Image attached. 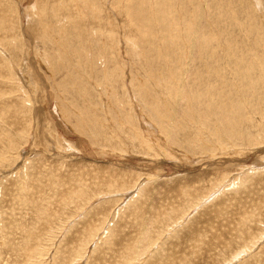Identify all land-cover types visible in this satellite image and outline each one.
<instances>
[{"label":"rangeland","instance_id":"obj_1","mask_svg":"<svg viewBox=\"0 0 264 264\" xmlns=\"http://www.w3.org/2000/svg\"><path fill=\"white\" fill-rule=\"evenodd\" d=\"M263 66L264 0H0V264H118L145 229L127 264H264Z\"/></svg>","mask_w":264,"mask_h":264},{"label":"bare ground","instance_id":"obj_2","mask_svg":"<svg viewBox=\"0 0 264 264\" xmlns=\"http://www.w3.org/2000/svg\"><path fill=\"white\" fill-rule=\"evenodd\" d=\"M200 1H201V0H200ZM85 2H86V1H85ZM87 2H88V1H87ZM170 2H171V1H169V3H170ZM151 3H152V2H151ZM85 4H87V3H85ZM201 4H202V3H201ZM60 5H61V4H60ZM74 5H75V4H74ZM87 5H88V4H87ZM199 5H200V4H199ZM202 5H203V4H202ZM126 7H127V6H126ZM199 8H200V7H199ZM167 10H168V9H167ZM161 11H162V10H161ZM170 12H172V11H170ZM158 14H159V13H158ZM40 15H41V14H40ZM151 15H152V14H151ZM169 15H170V14H169ZM171 15H172V14H171ZM54 16H55V15H54ZM162 16H164V15H162ZM165 16L167 17V15H165ZM41 17H42V16H41ZM55 17H56V16H55ZM174 17H175V16H174ZM131 18H132V17H131ZM162 18H163V17H161L160 19L162 20ZM167 18H168V20H169V17H167ZM171 18H172V16H171ZM163 19L166 20L165 18H163ZM203 19H204V18H203ZM161 20H160V23L162 22ZM4 21H5V20L2 18L1 23L4 22ZM133 21H134V20H133ZM169 21H170V20H169ZM163 22H164V21H163ZM166 22H167V21H166ZM166 22H165V23H166ZM156 23H157V22H156ZM158 23H159V22H158ZM167 24H168V23H167ZM170 24H171V23H169V25H170ZM190 24H191V23H190ZM160 25H161V24H160ZM172 25H173V24H172ZM135 27H139V26H135ZM169 27H170V26H169ZM262 27H263V26H262ZM141 28H143V27H141ZM157 28H159V27L157 26ZM145 29H149V28L146 27ZM159 29H160V28H159ZM161 29H162V27H161ZM161 29H160V30H161ZM138 30H139V28H138ZM178 30H179V29H178ZM164 31H165V30L162 29V33H163V34L166 32V31H165V32H164ZM44 32H45V31H44ZM137 32H138V31H137ZM171 32H172V31H171ZM179 32H180V31H179ZM151 33H152V32H151ZM151 33H150V34H151ZM150 34H149V35H150ZM165 34H168V33H165ZM151 35H152V34H151ZM165 36H167V35H165ZM165 36H164V37H165ZM176 36H177V35H176ZM174 38H175V37H174ZM163 39H164V38H163ZM171 40H172V39H171ZM167 41H169V40H167ZM167 41H166V42H167ZM173 41H175V40H173ZM173 41H172V42H173ZM160 42H161V41H160ZM167 43H168V42H167ZM161 44H162V42H161ZM169 44H170V43H169ZM217 44H218V43H217ZM171 45H173V44L171 43ZM175 46H176V45H175ZM182 46H183V45H182ZM187 46H188V45H187ZM171 47H172V46H171ZM173 48H174V47H173ZM173 48H171V49H173ZM184 48H185V47H184ZM174 49H175V48H174ZM174 49H173V50H174ZM166 50H168V49H166ZM76 52H77V51H76ZM215 52H216V51H215ZM72 53H73V52H72ZM72 53H71V54H72ZM69 54H70V53H69ZM79 54H80V53H79ZM76 55L78 56V54H76ZM70 56H71V55H70ZM72 56H73V55H72ZM77 56H76V57H77ZM80 56H81V55H80ZM80 56H79V59L81 58ZM70 58H72V57H70ZM73 58H74V57H73ZM98 58H99V57H98ZM75 59H76V58H75ZM75 59H74V60H75ZM77 59H78V58H77ZM79 59H78V60H79ZM94 59H95V58H94ZM45 60H46V59H45ZM81 60H82V59H81ZM81 60H80V61H81ZM167 60H168V59H167ZM66 61H67V60H66ZM72 61H73V60H72ZM84 61H85V60H84ZM84 61L82 60V63H83ZM78 62H79V61H78ZM78 62H77V63H78ZM164 62H165V59H164ZM166 62H167V61H166ZM256 62H257V61H256ZM77 63H76V64H77ZM257 63H258V62H257ZM85 64H86V62H85ZM85 64H84V66H85ZM86 65H87V64H86ZM91 65H93V64L91 63ZM258 65H260V64H258ZM77 66H78V64H77ZM79 66H80V65H79ZM87 66H88V65H87ZM167 66H168V65H167ZM261 66H262V65H261ZM75 67H76V66H75ZM81 67H82V64H81ZM89 67H90V66H89ZM263 67H264V66H263ZM79 68H80V67H79ZM84 68H85V67H84ZM86 68H87V67H86ZM90 68H91V67H90ZM95 68H96V67H95ZM119 68H120V67H119ZM93 69H94V68H93ZM259 69H261V68H259ZM83 70L85 71V69H83ZM90 70L92 71V69H90ZM120 70H121V69H120ZM68 72H69V71H68ZM86 72H87V71H86ZM183 72H184V71H183ZM90 73H91V72H90ZM9 74H10V72H9ZM72 74H74V73H72ZM92 74H93V73H92ZM87 75H88V74H87ZM243 75H244V74H243ZM12 76H13V75H11V77H12ZM88 76H89V75H88ZM262 76H263V75H262ZM11 77H10V79H11ZM68 77H69V76H68ZM89 77H90V76H89ZM99 77H100V76H99ZM102 77H103L105 80H110V81H111L110 77H108L107 75H102L101 78H102ZM240 77L242 78L243 76H240ZM72 78H73V77H72ZM72 78H71V79H72ZM262 78L264 79V77H262ZM196 79H197V78H196ZM8 80H9V78H8ZM173 80H174V79H173ZM110 81H109V82H110ZM99 82H100V81H99ZM102 82H103V81H102ZM177 82H178V81H177ZM177 82H176V83H177ZM104 83H105V82H104ZM116 83H117V82H116ZM54 87H56V86H54ZM58 87H59V86H58ZM56 88H57V87H56ZM59 88H60V87H59ZM58 90H59V89H58ZM60 91H62V88L60 89ZM171 92H172V94H173V95H172L173 97H174V94L177 95V96H175V97H176V100H177V98H178L179 95H183V94H184L183 91H178V90L176 91L177 93H173V91H171ZM168 95H169V94H168ZM0 96H1V95H0ZM60 98H61V97H60ZM180 98H181V97H180ZM180 98H179V99H180ZM183 98H184V97H183ZM62 99H63V98H62ZM169 99H172V97H170ZM185 99H186V98H185ZM193 100H194V99H193ZM193 100H191V103H192ZM170 101H171V100H170ZM182 101H183V100H182ZM184 101H185V100H184ZM186 101H187V99H186ZM172 102H174V104H176L175 101H174V99H173ZM180 102H181V101H180ZM188 102H189V101H188ZM186 103H187V102H186ZM180 104H181V103H180ZM3 105H4V104H3ZM6 105H7V104H6ZM146 105H147V104H146ZM178 105H179V101H178ZM174 106H176V105H174ZM174 106H173V103H172V108H173ZM184 106H185V104H184ZM6 108H8V107H6ZM189 108L191 109V107H189ZM177 109H178V108H176V110H177ZM179 109H180V108H179ZM190 109H189V112H191ZM16 110H17V109H10V108H9V109H6L5 111H6V112H10V113H11V111H12V117L10 116V114H9V116H10L11 118H13V120L17 121V119H19L18 117H19V112H20V110H17V111H16ZM148 110L150 111V109H148ZM186 110H187V108H186ZM207 110H208V109H207ZM209 110H210V109H209ZM0 111H1V110H0ZM62 111H63V110H62ZM181 111H182V110H181ZM181 111H180V112H181ZM210 111H211V110H210ZM150 112H152V111H150ZM177 112H179V111L177 110ZM183 112H184V111H183ZM185 112H186V111H185ZM63 113H65V112H63ZM0 114H1V113H0ZM28 114H29V116L32 117V120L34 121V125H36V122H35L36 120H35L34 116L31 115V113H28ZM151 114H152V113H151ZM184 114H185V113H184ZM184 114H183V115H184ZM1 115H4V114H1ZM24 115H25V114H24ZM153 115H154V117L159 118L158 114H156L155 112L153 113ZM153 115H151V117H152ZM190 115H191V114H190ZM4 116L6 117V115H4ZM181 117H183V116H181ZM225 117H227V116H225ZM128 118H129V117H128ZM161 118H162V117H161ZM2 119H4V118H2ZM8 119H9V118H8ZM159 119H160V118H159ZM216 119H217V117H216ZM227 119H228V118H227ZM30 120H31V119H30ZM233 120H234V119H233ZM236 120H237V119H236ZM3 121H4V120H3ZM227 121H228V120H227ZM227 121H226V122H227ZM6 122H7V121H6ZM8 122H9V121H8ZM30 122H31V121H30ZM155 122H156V121H155ZM13 123H14V121H13ZM159 123H160V122H159ZM222 123H223V122H222ZM161 124H162V123H161ZM163 125H164V124H163ZM184 125H186V124H184ZM160 127H161V126H160ZM180 127H181V126H180ZM182 127H183V125H182ZM223 127H224V126H223ZM92 128H93V129H95V128H99L100 130H102L101 126L99 127V126H97V125L92 126ZM163 128L165 129V127H163ZM243 128H244V127H243ZM160 129H161V128H160ZM181 129H182V128H181ZM195 129H196V128H195ZM222 129H224V128H222ZM162 130H163V129H162ZM169 131H170V130H169ZM169 131H168V132H169ZM219 131H220V130H219ZM165 133H166V132H164V134H165ZM216 133L218 134V132H216ZM223 133H224V132H223ZM223 133H221V135H223ZM245 133H246V132H245ZM225 134H226V133H225ZM225 134H224V136H226ZM216 136H217V135H216ZM11 137L13 138L12 135H11ZM216 138H217V137H216ZM222 138H224V137H222ZM211 139H212V138H211ZM219 139L222 140L220 137H219ZM3 141H4V140H3ZM225 141H226V140H225ZM225 141H224V142H225ZM216 142H217V141H216ZM211 143L213 144V142H211ZM217 143H218V142H217ZM221 143H223V142H221ZM8 144H9V142H8ZM212 144H211V145H212ZM219 144H220V143H219ZM235 144H236V143H235ZM203 145H204V144H203ZM221 145H222V144H221ZM223 145H224V144H223ZM207 146H208V145H207ZM214 146H215V145H214ZM214 146H213V147H214ZM216 147H217V146H216ZM221 147H222V146H221ZM221 147L219 148V150H221ZM210 148H211V147H210ZM219 155H220V154H219ZM219 165H220V163H217V164H216V167H218ZM115 177H116V176H115ZM108 179H109V177H108ZM112 179H114V177H113V178H110L109 180H112ZM108 183H110V181H108ZM114 183H116V185H118V187H120V188H121L122 186L125 185L124 182H121V183H120L119 180H118V178H117V179H116V178L114 179ZM111 184H113V182H112ZM134 185H135V184H134ZM113 186H114V185H113ZM19 189H20V188H19ZM36 189H37V188H36ZM16 190H17V189H16ZM34 190H35V189H34ZM24 191H25V190H24ZM14 192H15V191H14ZM17 192H18V191H17ZM19 192H20V191H19ZM182 192H183V191H182ZM183 193L185 194V193H188V192L184 191ZM10 195H12V194L10 193ZM185 195H186V194H185ZM45 201H47V200H45ZM45 203H46V202H45ZM48 203H49V202H48ZM48 203H47V204H48ZM24 204H25V203H24ZM21 205H22V204H21ZM35 206H36V205H35ZM43 206H44V205H41V207H43ZM47 206H49V205H47ZM37 207H40V205H38ZM45 207H46V206H44V210H45ZM34 208H35V207H34ZM36 210H37V209H36ZM41 211H42V210H41ZM38 212H39V211H38ZM42 213H43V212H42ZM56 214H57V212H56ZM136 214L138 215V213H136ZM157 214H158V213H157ZM40 216H41V217H45V216H42V214H40ZM138 216H139V215H138ZM138 216H137V220H139V221L136 220V215L134 216L135 221H136L137 223H139V224H144V223H145V220H144V219H139ZM165 216H168V214L163 215V217H165ZM38 217H39V216H38ZM38 217H36L35 220H33L34 223H37V222L39 221V219L41 218V217H40L39 219H37ZM49 217H51V216H49ZM107 217H108V216H105V217H104L103 222L106 221L105 219H107ZM250 217H251V216L245 217V218L242 220V223L245 224V223L249 222V221H250ZM165 218H167V217H165ZM44 219H45V218H44ZM47 219H48V217H47ZM51 219H52V218H51ZM40 220H41V219H40ZM100 220H101V219H100ZM153 220H154V219H153ZM36 221H37V222H36ZM46 221H47V220H46ZM46 221H45V222H46ZM111 221H113V220H111ZM135 221H134V222H135ZM42 222H43V219H42ZM151 222H152V221H151ZM39 223H40V222H39ZM101 223H102V222H101ZM175 223H176V222H175ZM45 224H46V223H45ZM99 224H100V223H99ZM23 225H24V224H23ZM25 225H26V224H25ZM33 225H34V224H33ZM33 225L30 227L31 230L33 229V228H32ZM38 225H39V224H38ZM26 226H27V225H26ZM35 226H37V225H35ZM21 227H22V226H21ZM21 227H19V228L21 229ZM37 227H38V226H37ZM23 228H24V226H23ZM27 228H28V227H27ZM35 228H36V227H35ZM44 228H45V227H44ZM96 228H97V227H96ZM108 228H109V227H108ZM142 228H143V227H142ZM28 230H29V229H28ZM44 230H45V229H44ZM88 230H89V229H88ZM143 230H144V229H143ZM146 230H148V229H145L144 232L141 233V237H140V239H139L138 244H136V245H134V246L131 245V244H129V246H128V248H127L128 251H125V252L122 251L124 254H122V252H120V254L117 255V258L119 259V260L117 261L118 264H127V263L129 262V260H130V259H129V255H131L130 253H132V252H134V253H136V252H140V251L142 250V247L144 248V247L146 246V245H144V243L148 244L149 242H151V238H152L151 236L153 235V234H152V230H150V233H147L148 231H146ZM24 231H25V230H24ZM33 231H34V230H33ZM96 231H97V229H96ZM108 231H109V230H108ZM110 231H111V230H110ZM36 232H37V231H36ZM140 232H141V231H140ZM22 233H23V232H22ZM25 235H26L25 238H27V233H25ZM35 235H38V234H35ZM40 236H41V233H40ZM83 236H84V235H83ZM81 237H82V236H81ZM84 237H85V236H84ZM90 237H91V236H88V237H87V239H90V240H88V241H87L86 243H84V245H82V246H86V245L91 241V238H90ZM36 238H37V236H36ZM27 239H28V242H29L30 239H31L30 236H29V238H27ZM32 239H33V238H32ZM32 239H31V240H32ZM34 239H35V238H34ZM40 239H41V237H40ZM42 239H43V238H42ZM137 239H138V238H137ZM37 241H38V240H37ZM39 241H40V240H39ZM133 241H134V240H133ZM28 242H27V243H28ZM41 242H42V240H41ZM20 243H21V242H20ZM23 243L25 244L26 241L24 240ZM30 243H32V242H30ZM38 243H39V242H38ZM136 243H137V242H136ZM132 244H133V243H132ZM28 245H29V244H28ZM32 245H34V244H32ZM32 245H31V246H32ZM18 246H19V245H18ZM18 246H17V247H18ZM111 246L113 247V250H114V247H115L116 245H114V244L112 245V244H111ZM148 246H149V245H148ZM10 248H11V246L9 247V249H10ZM63 248H64V247H63ZM74 248H76V247H74ZM81 248H82V247H81ZM18 249H19V248H18ZM28 249H29V248H28ZM107 249H108V248H107ZM127 249H125V250H127ZM62 250H63V249H62ZM73 250H74V252H77L75 257H78V256H79V252L82 251V250H80V249H78V250H77V249H73ZM76 250H77V251H76ZM130 250H131V251H130ZM21 251H22V250H21ZM32 251H33V250H32ZM35 251H36V250H35ZM110 251H111V250H110ZM142 251H143V250H142ZM11 252L14 254L16 251L13 250V249H11ZM19 253H20V252H19ZM21 253H22V252H21ZM34 253H35V252H34ZM57 253H58V252H57ZM60 253H61V252H59L58 254H60ZM111 253H112V252H111ZM134 253H133V255H134ZM22 254H23V253H22ZM136 254H138V253H136ZM155 254H156V253H155ZM29 255H30V254H29ZM160 255H161V254H160ZM68 257H70V256H67V257L65 256L64 259H65V258H68ZM24 259H25V258H24ZM62 259H63V258H62ZM112 259H114V258H112ZM103 263H104V262H103Z\"/></svg>","mask_w":264,"mask_h":264}]
</instances>
